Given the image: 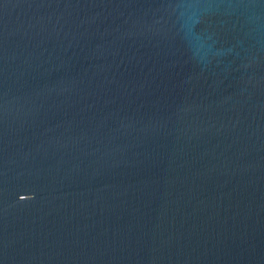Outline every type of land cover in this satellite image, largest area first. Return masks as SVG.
<instances>
[{
    "label": "water",
    "instance_id": "obj_1",
    "mask_svg": "<svg viewBox=\"0 0 264 264\" xmlns=\"http://www.w3.org/2000/svg\"><path fill=\"white\" fill-rule=\"evenodd\" d=\"M0 264H264V0H0Z\"/></svg>",
    "mask_w": 264,
    "mask_h": 264
}]
</instances>
